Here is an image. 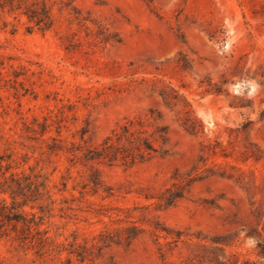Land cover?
Here are the masks:
<instances>
[{
  "label": "rangeland",
  "instance_id": "rangeland-1",
  "mask_svg": "<svg viewBox=\"0 0 264 264\" xmlns=\"http://www.w3.org/2000/svg\"><path fill=\"white\" fill-rule=\"evenodd\" d=\"M20 2L0 6V264H264V0ZM152 114L149 159L85 158Z\"/></svg>",
  "mask_w": 264,
  "mask_h": 264
},
{
  "label": "trees",
  "instance_id": "trees-1",
  "mask_svg": "<svg viewBox=\"0 0 264 264\" xmlns=\"http://www.w3.org/2000/svg\"><path fill=\"white\" fill-rule=\"evenodd\" d=\"M0 6H9L10 10H15L22 7V2L20 0H0ZM24 13L27 15L29 21L33 22L40 30H46L53 26L54 21L51 12L45 4L31 3L30 5H25ZM150 118L134 116L125 119L102 143L89 149L85 154V158L89 161H104L110 165L121 162L126 166L149 159L158 153L160 148H164L169 137L167 126L156 125L151 130L150 127L153 125L152 119L156 121L158 118L153 114ZM163 150L165 151V149ZM95 183L97 186L98 183ZM33 184L35 192L42 193L41 189H43L45 194L50 193L45 181ZM33 184L29 183L27 185L31 188ZM167 192H170L169 196L165 198L167 204H172L177 199L183 197L182 191L177 190L173 192L171 189H168ZM16 221H19V219L16 218ZM136 230L138 229L133 228V233L129 236L130 238H135L138 235ZM166 231L169 235V230ZM181 235L179 233L175 240L178 241ZM79 255H82L84 258L83 254Z\"/></svg>",
  "mask_w": 264,
  "mask_h": 264
}]
</instances>
